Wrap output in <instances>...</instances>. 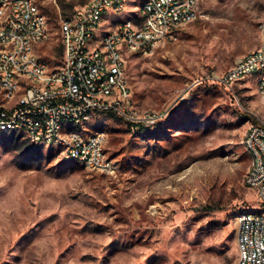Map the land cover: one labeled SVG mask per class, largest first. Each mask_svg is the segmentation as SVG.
I'll use <instances>...</instances> for the list:
<instances>
[{"label":"rangeland","instance_id":"1","mask_svg":"<svg viewBox=\"0 0 264 264\" xmlns=\"http://www.w3.org/2000/svg\"><path fill=\"white\" fill-rule=\"evenodd\" d=\"M49 37L36 47L50 70L63 64L60 18L89 0H36ZM144 0H133L135 17ZM200 17L150 55L128 57L141 110L174 106L132 130L96 113L114 173L0 133V264H234L236 216L256 208L245 184L244 138L264 101L252 81L235 93L212 77L264 41V0H200Z\"/></svg>","mask_w":264,"mask_h":264},{"label":"built area","instance_id":"2","mask_svg":"<svg viewBox=\"0 0 264 264\" xmlns=\"http://www.w3.org/2000/svg\"><path fill=\"white\" fill-rule=\"evenodd\" d=\"M89 0L60 18L62 66L53 71L36 51L49 22L36 0H0V133L22 132L30 143L60 149L63 158L114 173L104 131L88 133L96 113L111 114L132 130L155 127L173 107L141 110L134 104L128 57L150 55L200 17V0ZM235 93L252 81L264 101V41L225 73L212 77ZM250 156L245 184L259 203L236 216L234 264H264V116L253 117L244 138Z\"/></svg>","mask_w":264,"mask_h":264},{"label":"trees","instance_id":"3","mask_svg":"<svg viewBox=\"0 0 264 264\" xmlns=\"http://www.w3.org/2000/svg\"><path fill=\"white\" fill-rule=\"evenodd\" d=\"M34 146V144H32Z\"/></svg>","mask_w":264,"mask_h":264}]
</instances>
